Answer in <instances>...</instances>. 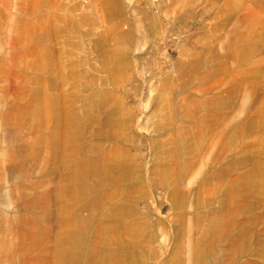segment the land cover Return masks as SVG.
<instances>
[{
	"label": "rangeland",
	"instance_id": "obj_1",
	"mask_svg": "<svg viewBox=\"0 0 264 264\" xmlns=\"http://www.w3.org/2000/svg\"><path fill=\"white\" fill-rule=\"evenodd\" d=\"M0 264H264V0H0Z\"/></svg>",
	"mask_w": 264,
	"mask_h": 264
}]
</instances>
